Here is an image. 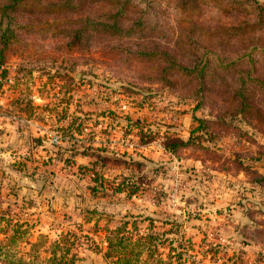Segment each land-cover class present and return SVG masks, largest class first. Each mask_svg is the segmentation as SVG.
I'll list each match as a JSON object with an SVG mask.
<instances>
[{"label":"rangeland","instance_id":"1","mask_svg":"<svg viewBox=\"0 0 264 264\" xmlns=\"http://www.w3.org/2000/svg\"><path fill=\"white\" fill-rule=\"evenodd\" d=\"M65 1L32 0L11 15L16 43L0 66V240L18 231L12 250L30 259L47 236L38 250L46 257L69 231L85 257L77 264H117L90 247L119 233L131 248L157 232L195 264H264V119L236 115L223 93L241 67L210 69L217 89L198 105L196 86L160 81L152 62L129 54L147 32L151 41L179 36L182 54L191 42L216 60L252 52L262 78L264 0H129L128 17L144 24L134 19L141 31L124 26L118 36L100 22L124 0ZM88 16L99 27L77 46L66 30ZM252 20L262 29L239 35ZM248 91L258 107L261 88ZM126 116L140 125L130 131ZM200 119L218 143L179 154L165 147L168 134L187 139ZM147 257L140 264H151Z\"/></svg>","mask_w":264,"mask_h":264},{"label":"trees","instance_id":"2","mask_svg":"<svg viewBox=\"0 0 264 264\" xmlns=\"http://www.w3.org/2000/svg\"><path fill=\"white\" fill-rule=\"evenodd\" d=\"M67 2L68 0L64 4H67ZM31 3L32 0H0V66H3L5 70L9 65V55L14 49L13 43H16L13 39L16 33L13 25L16 24H13L14 16L12 17L11 15L19 11L28 10L32 5ZM128 3L129 0H124L116 12L106 15L104 22H100L107 33L106 35L118 36L121 34L122 27L124 26H127L129 34L134 33V31H141L136 25L133 26L131 21L135 19V23L143 25L142 16L128 17L127 14L130 7ZM262 12L263 14H261V17L258 16V18L264 22V11ZM31 20L23 24L19 23V30L30 28ZM73 23V30L66 31L69 33L70 42L73 41L75 45L80 46L82 43L87 42V35H91V33L97 31L99 17L93 18L88 16L85 22L74 21ZM90 25L94 27L91 28ZM242 25L245 26L244 29L240 28ZM240 26L237 27L239 35H247L262 29V25L255 20L245 21ZM203 30L205 33L200 34L201 32H199V34L206 39L209 34H207L206 28ZM195 37H198V35ZM151 38L152 33L147 32L146 38L141 39L142 42H134L135 48L129 54L132 59L135 56L140 62H152L150 64L156 66V74L160 75V81L165 79L169 83L176 81L177 84L180 81H185L188 85L196 86L193 96L199 100L198 105H202L208 101L207 93L209 89L213 92L217 89V84L210 80L208 76L210 69L214 67H241L236 81L233 84L229 83L227 86H224L223 93L229 104L233 107L232 111L236 115L241 114L242 116H255L258 119H264L263 108L261 107H264V99L261 98V101L259 99L256 100L260 102V105L257 107L254 101L257 97L248 91L252 85H259L261 92L264 94V76L259 78L260 74L257 70L259 58L253 55L252 52L243 54L240 60H236V58H233L231 61L225 58L216 60L215 55H213V49H206L207 51L205 52L203 48H191L193 42L190 43L188 52L182 54L179 36L176 39H171L165 35L157 34L153 41H151ZM17 49L18 46L16 51ZM215 61H219L218 66L214 65ZM68 77L71 78V76ZM222 85H225V83ZM122 86L126 87L125 84H122ZM125 118L128 121L130 131L133 127L140 125L139 120L128 116ZM200 122L201 124L189 132L187 139L175 136L173 133L168 134L166 136L165 147L172 153L179 154L183 149L190 146L199 145L209 149L211 144L218 143L219 137L202 126L203 119H200ZM143 133L141 130L140 134ZM150 222L152 223L153 220H150ZM18 235L19 232L17 231L14 234L6 236L4 239L7 240L5 244L3 243L4 240H0V260L3 262L0 264H77L85 258L80 255L75 247L80 237L78 238L76 234L69 231H64L59 238L50 242L49 247L44 248L43 251L48 252L46 257H43L38 250L40 247H44V243L49 241L47 236H45L44 240L40 241V245H33V254L31 253L32 257L30 259L24 256L18 257L11 247L17 240ZM162 236L163 234L157 232L143 235L137 239L136 245L129 248L124 237L119 236V233H117L115 237L109 236L107 238V246L105 248L100 246V244H94L95 246H91L90 250L112 260L117 257V264L143 263L142 256L145 253L148 255L147 261L149 257L151 258V264H195L186 256L184 250H177L173 242L165 246L164 242L168 241L169 238L168 236L162 238ZM161 249H168L166 257H164Z\"/></svg>","mask_w":264,"mask_h":264},{"label":"built area","instance_id":"3","mask_svg":"<svg viewBox=\"0 0 264 264\" xmlns=\"http://www.w3.org/2000/svg\"><path fill=\"white\" fill-rule=\"evenodd\" d=\"M124 108H126V106H124Z\"/></svg>","mask_w":264,"mask_h":264}]
</instances>
